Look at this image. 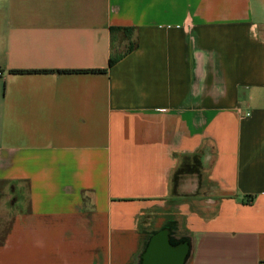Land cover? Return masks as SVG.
I'll return each mask as SVG.
<instances>
[{
  "label": "crops",
  "instance_id": "0c3cea01",
  "mask_svg": "<svg viewBox=\"0 0 264 264\" xmlns=\"http://www.w3.org/2000/svg\"><path fill=\"white\" fill-rule=\"evenodd\" d=\"M263 263L264 0H0V264Z\"/></svg>",
  "mask_w": 264,
  "mask_h": 264
},
{
  "label": "trees",
  "instance_id": "16d2710c",
  "mask_svg": "<svg viewBox=\"0 0 264 264\" xmlns=\"http://www.w3.org/2000/svg\"><path fill=\"white\" fill-rule=\"evenodd\" d=\"M114 31H124L125 35H126V38L130 39V35L132 34L133 32V29H128V28H123V29H114L112 28L111 29V33L114 32ZM134 49V46L132 45V43H130L128 45V48L127 50L125 51V53L121 56H118V57H114V56H111L110 59H109V67L113 66L120 58H122L124 55L130 53L132 50ZM97 71H105V70H85V71H81V72H85V73H89V72H97Z\"/></svg>",
  "mask_w": 264,
  "mask_h": 264
},
{
  "label": "rangeland",
  "instance_id": "374dc122",
  "mask_svg": "<svg viewBox=\"0 0 264 264\" xmlns=\"http://www.w3.org/2000/svg\"><path fill=\"white\" fill-rule=\"evenodd\" d=\"M128 45H129V43H128V44L126 43V44H125V47H127V48H128Z\"/></svg>",
  "mask_w": 264,
  "mask_h": 264
},
{
  "label": "built area",
  "instance_id": "2783aa9c",
  "mask_svg": "<svg viewBox=\"0 0 264 264\" xmlns=\"http://www.w3.org/2000/svg\"><path fill=\"white\" fill-rule=\"evenodd\" d=\"M264 264V263H263Z\"/></svg>",
  "mask_w": 264,
  "mask_h": 264
}]
</instances>
